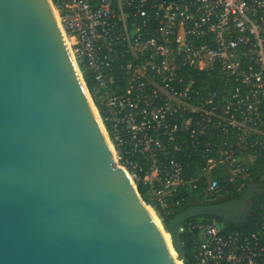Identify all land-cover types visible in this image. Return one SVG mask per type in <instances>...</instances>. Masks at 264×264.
Returning a JSON list of instances; mask_svg holds the SVG:
<instances>
[{"label": "built area", "instance_id": "built-area-1", "mask_svg": "<svg viewBox=\"0 0 264 264\" xmlns=\"http://www.w3.org/2000/svg\"><path fill=\"white\" fill-rule=\"evenodd\" d=\"M49 1L79 71L102 91L99 121L136 188L178 208L186 191L202 186L203 199L220 200L224 180L246 185L244 152L264 150V0ZM119 60L127 80L116 92ZM179 131L197 176L182 174ZM259 208L249 231L184 223L196 263L264 264V200Z\"/></svg>", "mask_w": 264, "mask_h": 264}, {"label": "water", "instance_id": "water-1", "mask_svg": "<svg viewBox=\"0 0 264 264\" xmlns=\"http://www.w3.org/2000/svg\"><path fill=\"white\" fill-rule=\"evenodd\" d=\"M260 193L251 182L176 213L165 228L182 264L186 220L242 225ZM0 264H176L114 163L49 0H0Z\"/></svg>", "mask_w": 264, "mask_h": 264}, {"label": "trees", "instance_id": "trees-1", "mask_svg": "<svg viewBox=\"0 0 264 264\" xmlns=\"http://www.w3.org/2000/svg\"><path fill=\"white\" fill-rule=\"evenodd\" d=\"M128 57H126L125 59H127ZM122 62L121 60H119L115 65H114V72L112 74L113 76V89L116 92L121 91L120 89H118V87H121L127 80V73H125V69L121 68L120 63ZM125 62V61H124ZM82 77L84 79V82L87 86V89L90 91L93 99H94V103L97 107V109L99 110V112L101 114H103V105L101 103V95H102V91H100L99 89L96 88L95 85V81L92 77L91 71L83 64L79 65ZM196 74L194 72V77L196 78ZM196 85V84H195ZM197 86V85H196ZM177 140L181 145V151L178 155V160L179 163L181 165L182 168V174L187 175V176H197L199 175V161L196 158V156L191 153V147L188 143L184 144V131H179L177 133ZM255 159V163L253 166H251L250 168V175L249 178L246 180V183L248 184L249 181L253 180H257L259 178V175L256 173V170H264V150H261L260 153H258ZM201 182H204V178H200ZM253 181V182H254ZM225 183V187L223 189V192H226L225 195H227V197L225 199H220L219 201H224V200H229V199H237L242 192L246 189L247 184L242 187L240 190H237L236 187H234L231 183L228 184L226 180L223 181ZM137 190L141 196V198L147 202V203H151L153 204L154 208L158 211V214L160 216V218L162 219V221L164 222V225H166V223L178 212L186 209L187 207H189L190 205H198V204H206V203H210L206 200H202L203 195H204V191H203V187L201 186L199 189L197 190H193L191 192H185V200L183 199L182 204L180 207L178 208H174L170 203L167 205V207H161L159 205V203L155 200L150 199V195H148L147 193V188L142 184V183H138L137 184ZM180 195H176L173 194L172 198H177V197H181L183 196L184 198V188L180 189ZM195 200H200V203L196 204L194 203ZM264 200V193H260V194H256L253 196L252 201H253V206H252V211L249 214L247 221L242 224V225H225L222 220H220L217 217L214 216H206L204 217V222H215V221H219L222 223V227L225 230H231V229H236V228H241L244 231H249L251 229H253L254 227V223L257 220V218L259 217L260 214V204L261 202ZM197 218H191L189 220L185 221V225L188 224L189 222L192 223H197ZM181 238L184 242V247H185V252H186V257H187V263L186 264H197L194 254H195V248L193 245V241H194V235L187 231V230H182L181 232Z\"/></svg>", "mask_w": 264, "mask_h": 264}, {"label": "rangeland", "instance_id": "rangeland-1", "mask_svg": "<svg viewBox=\"0 0 264 264\" xmlns=\"http://www.w3.org/2000/svg\"><path fill=\"white\" fill-rule=\"evenodd\" d=\"M88 96H89V98H90V101L92 102V105H93V107H94V110H95V112H96V114H97V116H98V119H99V113H98L97 107H96V105H95V103H94V99H93V97H92V95H91V93H90L89 90H88ZM257 156H259V155H257V153L252 152V151H249V150H246V151L244 152V154H243V159H245V160L248 162L249 165L253 166L254 163H255V159H256ZM256 173L261 174V175H264V170H259V171L256 170ZM213 176L216 177L217 174H216V176H215V174H214ZM253 181H254V179L251 180V181H249L248 184L251 183V182H253ZM246 184H247V183H246ZM248 184H247V185H248ZM226 197H227V195H223V197H222L221 199H225ZM150 199L155 200V199H154L153 197H151V196H150ZM202 200H206V201H208V202H216V201H219V199H218V200H209V199H203V198H202ZM155 201H156V200H155ZM146 203H147V202H146ZM194 203L198 204V203H200V200H195ZM147 204L149 205L150 209L152 210L153 215H154V217H155V219H156V221H157V223H158V225H159V228H160L163 232H166V228H165L164 222H163L162 219L160 218V216H159V214H158V211L154 208L153 204H151V203H147ZM215 223L218 224V225H222V223L219 222V221H215ZM166 233H167V232H166ZM170 243H171V242H170ZM170 245H171V244H170ZM171 248H172V247H171ZM172 250H173V249H172ZM180 260H181V259H180ZM180 264H182V261L180 262Z\"/></svg>", "mask_w": 264, "mask_h": 264}, {"label": "bare ground", "instance_id": "bare-ground-1", "mask_svg": "<svg viewBox=\"0 0 264 264\" xmlns=\"http://www.w3.org/2000/svg\"><path fill=\"white\" fill-rule=\"evenodd\" d=\"M150 211H151V213L153 214V212H152L151 209H150ZM160 231H161V233H162V235H163V238H164V240H165V242H166V244H167V246H168V249L170 250V253H171V255H172V257H173L175 263H176V264H180V262H181L180 257H179V256H176V255L174 254L172 248H171V245H170V244H171V243H170L171 241H170L169 234L166 233V232H163L161 229H160Z\"/></svg>", "mask_w": 264, "mask_h": 264}, {"label": "flooded vegetation", "instance_id": "flooded-vegetation-1", "mask_svg": "<svg viewBox=\"0 0 264 264\" xmlns=\"http://www.w3.org/2000/svg\"><path fill=\"white\" fill-rule=\"evenodd\" d=\"M260 176H262V175H259V178H258L257 180L254 181L255 183H257V184H262V183H264V180H262V179L260 178Z\"/></svg>", "mask_w": 264, "mask_h": 264}]
</instances>
